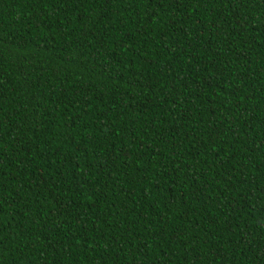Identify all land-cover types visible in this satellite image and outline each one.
<instances>
[{"label":"trees","instance_id":"trees-1","mask_svg":"<svg viewBox=\"0 0 264 264\" xmlns=\"http://www.w3.org/2000/svg\"><path fill=\"white\" fill-rule=\"evenodd\" d=\"M0 264H264V0H0Z\"/></svg>","mask_w":264,"mask_h":264}]
</instances>
